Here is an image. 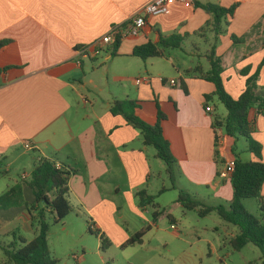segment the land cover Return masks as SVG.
Wrapping results in <instances>:
<instances>
[{
    "label": "crops",
    "instance_id": "1",
    "mask_svg": "<svg viewBox=\"0 0 264 264\" xmlns=\"http://www.w3.org/2000/svg\"><path fill=\"white\" fill-rule=\"evenodd\" d=\"M149 1L0 0V43L4 44L0 69H6L0 78L2 169L9 174L5 161L17 163L21 151L32 152V171L24 174L29 182L35 165L51 159L72 174L68 202L73 212L69 216L87 213L88 226L117 247L123 248L145 230L143 242L134 246L150 249L157 245L166 256L178 254L181 264H209L214 257L216 264H226L227 256L221 253L239 232L229 230L231 224L224 221L214 227L217 242L206 241L198 230L183 227L172 209L179 207L184 218L189 213L198 215L177 203L182 191L208 206L228 207L234 199L232 179L223 178L222 173L226 162L236 159L235 140L214 127L215 116L224 118L228 113L219 115L216 85L202 76L211 69L207 55L214 48L224 67L221 77L226 93L237 100L246 92L247 79L264 58V0H191L186 4L175 0L170 15L150 17L139 37L121 39L115 56V42L104 46L97 57L81 55L82 49L138 15ZM197 3L225 9L236 6L222 35L207 26L213 16ZM173 34L183 38L181 49H167L164 58L133 56L136 47L150 42L159 45ZM140 79L143 82L138 84ZM258 84L264 87V67ZM125 100L137 104L135 116L150 126L158 123L159 113L165 116L163 136L175 160L171 190L179 192L171 208L169 202L167 206L156 202L140 206L139 191L145 189L155 196L151 194V159L161 160L144 144L140 131L122 115L111 114L114 103ZM248 120L255 128L252 138L262 146L264 164L263 113L254 108ZM238 144L239 140L237 149ZM245 151L240 152L241 160H257ZM165 168L167 172L166 164ZM26 183L15 186L25 192ZM162 210L155 219V213ZM169 222L172 232L166 229ZM20 225L35 226L26 208L0 211V238ZM203 239L209 245L207 254L197 250ZM0 253L4 255L2 248ZM0 264L12 263L4 255Z\"/></svg>",
    "mask_w": 264,
    "mask_h": 264
},
{
    "label": "trees",
    "instance_id": "2",
    "mask_svg": "<svg viewBox=\"0 0 264 264\" xmlns=\"http://www.w3.org/2000/svg\"><path fill=\"white\" fill-rule=\"evenodd\" d=\"M198 8H202L207 13L213 16V21L208 24L211 30L218 36L224 32L223 28L226 27L229 22L228 18H233L236 6L225 9L218 5H201L198 4ZM235 38V37H234ZM235 41H239L236 38ZM183 38L176 36L175 34L164 37L161 39L159 45L152 44V42L138 46L134 49L133 56L141 59H156L166 57L167 49H181L183 46ZM121 44V37L119 35L115 38V44L113 45L115 56L117 49ZM4 46L0 43V48ZM207 59L211 65V69L202 76V79L210 81L216 85L217 91L214 96L225 107L228 114L226 117L214 118V127L217 131L221 130L226 135L235 140L233 148L235 159V172L232 177V186L234 189V199L228 206H208L203 202L197 200L192 194L182 191L179 195L177 203L180 204L187 211H197L200 218H205L208 215L215 212L223 221L234 225L239 230V234L231 239L230 244L234 251L240 252L249 243L259 247V250L263 253L264 257V197L261 195L262 186L264 183V164L262 162V146L256 142L252 137L255 131L254 125L248 120L250 111L257 108L258 111L263 113L264 116V87L258 84L259 75L264 67V58L260 63L256 72L247 79V90L239 99L235 100L226 93L223 85L222 74L224 67L222 61L216 57L215 49L212 48ZM6 69H0V78ZM137 104L132 101H116L112 106L111 114L122 115L128 125L141 132L144 144L150 146L157 153V159L163 161L167 166V173L171 176V181L174 183L175 160L172 156L169 143L164 138L162 122L165 120V116L159 113L158 123L155 126L142 121L135 116ZM244 139L246 141L247 149L245 152L254 155L257 160L255 161H243L241 160V153L237 149V141ZM219 137L216 136V147L218 148ZM240 154V155H239ZM216 155L219 153L216 149ZM2 162L0 161V174L6 175L2 169ZM71 172L66 169H59L55 161L51 159H42L32 172L28 186L31 189L34 205L42 206L39 213V221L36 215L33 214L32 209H28L33 221L37 220V226L40 228V234L36 239L28 241L22 237L15 239L10 243L8 247L2 248L5 257L8 262L12 264H58V261L51 256V252L48 246L47 239V226L45 224V212L49 210L54 216V224H60L66 220V218L73 212V208L68 202L70 189L68 186L69 177ZM166 189H162L161 193ZM141 202L140 206H151L156 202L157 197L149 196L147 191L141 190L138 192ZM13 196L16 198L17 203L24 198V192L20 185H16L11 188L6 194L0 197V211L14 206V203L10 200ZM248 199H255L259 203V209L261 212V218L250 214L244 207V201ZM12 202V203H11ZM17 205V204H15ZM164 210L157 211L155 213V219L158 218ZM89 232L99 235L101 237V248L105 250L111 245V242L98 231H93L91 227ZM146 234L145 230L136 233L128 241L126 246H134L141 244Z\"/></svg>",
    "mask_w": 264,
    "mask_h": 264
},
{
    "label": "rangeland",
    "instance_id": "3",
    "mask_svg": "<svg viewBox=\"0 0 264 264\" xmlns=\"http://www.w3.org/2000/svg\"><path fill=\"white\" fill-rule=\"evenodd\" d=\"M216 105L218 107L219 115L228 113L225 107L218 100H216ZM245 150L246 141L244 139H240L238 152L240 153ZM21 152L22 153L18 155L21 156V158L17 161V163H15L12 159L7 160L4 163L5 166H10L11 172L7 175L0 174V197H2L3 194H6L10 187H13L15 184L20 182L26 183L28 180L27 178L24 179L22 177L25 173H31L34 164V156L32 152ZM150 152L153 153V150H150ZM151 166L153 168L151 194L157 197L156 203L167 206V203L169 202V206L171 208V202L177 198L179 192L178 190L175 191V189L171 190L173 182L171 181V176L166 172L165 163L156 159H151ZM163 166L164 169H162ZM164 188L167 189L166 192L158 194V191ZM24 190V198L18 201V203L16 198L14 199L15 196L10 198V200L14 203V208L16 210L18 208H26L27 210L29 208L32 209L33 214L36 215V218L39 221V213L41 212V209H37L32 202V199L34 198L27 183ZM244 207L250 214L261 218V212L257 200H245ZM9 208L13 211L15 210L13 206ZM40 208H42V206H40ZM175 209L176 210H174V208L172 209V213H174L176 219L182 221L181 223L183 224V227L188 230L192 229V232H194L193 229L198 230L201 233L200 236L206 239V241L207 239H214V241L217 242L219 234H216L214 227L225 223L217 214L212 213L208 215L207 218L205 217L204 219H201L198 215L189 213L188 217L184 218L181 214V210H179V207ZM10 215L12 214H8V216ZM81 216L82 217H77L76 213H74L64 222L54 224V216L52 213L49 210L45 212L44 220L47 226L48 246L51 256L58 261V264H181L178 254L174 253L171 257L166 256L162 247H158L157 245L151 247L150 249H148L147 246H129L125 249L117 247L110 241L111 245L105 250H102L101 237L89 232V226L87 223H90V217L87 213H81ZM32 224L37 226V220H32ZM35 226L33 229L25 228L23 225L18 226L15 231L13 230L15 228L9 229V236H3L0 238V249L8 247V245L12 243L10 241L11 239L14 241L13 238H9L10 236H15L17 240L19 237L27 239L28 241L36 239L40 234L41 225L39 227ZM228 228L231 231L239 232L235 226L229 225ZM166 229L172 232L170 230V222L168 223ZM219 233L223 234L224 232L220 230ZM106 238L108 239L107 236ZM204 239L201 243H199L197 250H199L200 253L207 254L209 253V245ZM189 241L193 242L191 238H189ZM184 245H187V243ZM221 256H227L226 264H264L263 253L259 250V247L251 243H249L240 253L234 251L231 244H228L226 249L222 251ZM2 257H4V255L0 253V261L2 260ZM213 262L215 264L219 263L217 257H214ZM213 262H209V264H214Z\"/></svg>",
    "mask_w": 264,
    "mask_h": 264
},
{
    "label": "built area",
    "instance_id": "4",
    "mask_svg": "<svg viewBox=\"0 0 264 264\" xmlns=\"http://www.w3.org/2000/svg\"><path fill=\"white\" fill-rule=\"evenodd\" d=\"M175 0H151L149 1L140 11L138 15H136L128 22H125L123 26H119L114 28L109 34H106L103 38L93 43L90 47L81 50V55L84 58H94L97 57L102 48L104 46H109L115 42V38L117 35L121 37V39L130 37L136 38L139 37L146 27V23L150 17L157 18L161 16H168L171 13V4ZM191 0H178L181 4H186ZM143 82L142 79L138 80L137 83L141 84ZM171 84H176L174 80H171ZM208 112H212V108H207ZM29 148V147H27ZM235 159L228 160L226 162L224 171L222 173V177L226 179H232L233 174L235 172ZM25 178V176H23ZM171 229H176L175 226H172Z\"/></svg>",
    "mask_w": 264,
    "mask_h": 264
}]
</instances>
